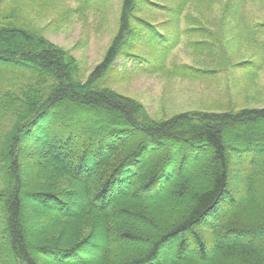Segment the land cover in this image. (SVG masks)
Segmentation results:
<instances>
[{
  "label": "trees",
  "instance_id": "trees-1",
  "mask_svg": "<svg viewBox=\"0 0 264 264\" xmlns=\"http://www.w3.org/2000/svg\"><path fill=\"white\" fill-rule=\"evenodd\" d=\"M137 3L122 0L84 79L22 0H0V264H264V108L157 121L111 89L113 63L139 59L125 46L140 30L176 44Z\"/></svg>",
  "mask_w": 264,
  "mask_h": 264
},
{
  "label": "rangeland",
  "instance_id": "rangeland-1",
  "mask_svg": "<svg viewBox=\"0 0 264 264\" xmlns=\"http://www.w3.org/2000/svg\"><path fill=\"white\" fill-rule=\"evenodd\" d=\"M22 2L30 24L78 61L84 79L119 30L122 0L104 6L93 0ZM136 8L137 17L176 44L151 46L148 31L140 30V40L125 46L139 59L113 63L106 80L111 89L140 102L157 121L180 113L264 108V0H138ZM232 189L242 188L234 183ZM27 204L23 221L29 226L37 203Z\"/></svg>",
  "mask_w": 264,
  "mask_h": 264
}]
</instances>
